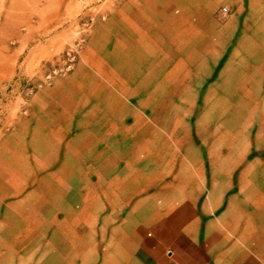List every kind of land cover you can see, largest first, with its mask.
<instances>
[{
    "label": "crops",
    "instance_id": "crops-1",
    "mask_svg": "<svg viewBox=\"0 0 264 264\" xmlns=\"http://www.w3.org/2000/svg\"><path fill=\"white\" fill-rule=\"evenodd\" d=\"M6 1L0 34L20 32L18 18L26 41L65 34L59 10L33 25L26 0L20 14ZM224 97L232 109L264 99V0H115L89 23L66 72L33 90L26 115L0 136V177L25 161L41 193L89 194L92 218L104 208V250L85 259L78 246L72 255L54 246L47 227L64 219L53 211L85 205L53 196L56 207L0 216V264H264V171L235 169L244 148L226 155L197 121ZM142 146L155 154L138 158ZM87 169L84 185H49Z\"/></svg>",
    "mask_w": 264,
    "mask_h": 264
},
{
    "label": "rangeland",
    "instance_id": "rangeland-1",
    "mask_svg": "<svg viewBox=\"0 0 264 264\" xmlns=\"http://www.w3.org/2000/svg\"><path fill=\"white\" fill-rule=\"evenodd\" d=\"M7 1L5 2L6 6L8 5ZM26 1L27 11L30 10L33 15V25L39 24L42 16L59 10L64 16L63 25L60 29L64 28L66 32L59 38L58 43H53L56 35L40 33L30 35L29 40L26 41L23 19L18 18L20 32L0 34V136H3L8 128L15 124V121L19 122L26 115L24 111L27 99L33 90L47 84L53 77L66 72L67 69L65 68L68 64L66 52L69 49L79 48L89 18H94L106 11L115 0ZM24 4L25 0H17L18 14L23 13ZM9 22L7 16L0 18V25L7 26ZM211 101L210 99L209 109H205L202 114H197V121L203 124L201 130L203 136L210 139H221L226 155L232 156V154L237 153L238 149L244 148L241 152L242 160L235 169L251 168L263 172L264 99L261 97L241 98L240 104L253 105L251 109L243 106L240 109H232V102L234 101L232 97ZM216 101L221 102L224 109H217ZM195 116L193 115V121ZM246 143L248 146L244 145ZM209 148L215 147L209 146ZM146 154L154 155L155 152L153 153L150 146H142L139 147V152L136 155L141 159ZM211 154L213 153L210 152ZM213 155V158H216L215 154ZM20 157V154L17 153L16 158L19 159ZM27 165L25 161L17 160L11 175L0 177V216L19 218L23 211L22 217H24V209L47 201L51 206L56 207L57 204L53 201L55 198L53 196L75 198L76 202H84V208L76 212L67 211L62 215L55 209L53 214L64 219V222L57 226H48V238L53 241L54 246L63 249L62 251L66 254L69 253L68 255L74 253V246H78L81 256L85 259L90 253L94 256L100 254L105 247L104 208L96 211L97 216L92 218V209L89 207L93 205L95 199L89 194L41 193L40 189L43 185L41 182L44 180L37 177H26ZM75 166L76 163L73 162L64 163L65 172L73 174ZM86 173L87 176H81L80 179L78 177L49 179V185H53V182L56 183L58 180L71 186L80 180L81 185H84L89 180L88 169L85 170ZM18 229L19 232H23L25 227L18 226ZM70 260L69 257L68 264L71 263ZM49 261L51 262L52 259ZM19 264L24 263L20 262Z\"/></svg>",
    "mask_w": 264,
    "mask_h": 264
},
{
    "label": "built area",
    "instance_id": "built-area-1",
    "mask_svg": "<svg viewBox=\"0 0 264 264\" xmlns=\"http://www.w3.org/2000/svg\"><path fill=\"white\" fill-rule=\"evenodd\" d=\"M220 11L221 12H225L226 11V8L225 7H220ZM95 18V17H94ZM93 17L89 18V22L85 25V28H84V31L87 29L88 25L90 22H92V20L94 19ZM77 51L78 49H69L67 52H66V55H67V61H68V64L66 66L65 69H68L69 66L72 64V62L74 61L75 57H76V54H77Z\"/></svg>",
    "mask_w": 264,
    "mask_h": 264
}]
</instances>
